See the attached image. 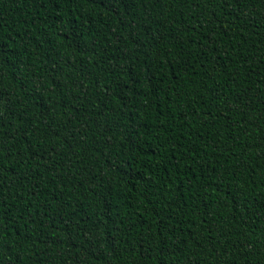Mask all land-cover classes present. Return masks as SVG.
<instances>
[{
  "label": "trees",
  "instance_id": "1",
  "mask_svg": "<svg viewBox=\"0 0 264 264\" xmlns=\"http://www.w3.org/2000/svg\"><path fill=\"white\" fill-rule=\"evenodd\" d=\"M0 264H264V0H0Z\"/></svg>",
  "mask_w": 264,
  "mask_h": 264
}]
</instances>
